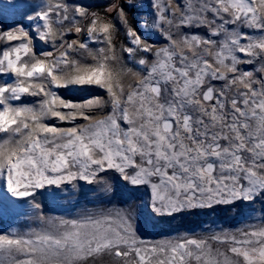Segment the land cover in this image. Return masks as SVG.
<instances>
[{"label": "snow or ice", "instance_id": "1", "mask_svg": "<svg viewBox=\"0 0 264 264\" xmlns=\"http://www.w3.org/2000/svg\"><path fill=\"white\" fill-rule=\"evenodd\" d=\"M0 264H264V0H0Z\"/></svg>", "mask_w": 264, "mask_h": 264}, {"label": "rangeland", "instance_id": "2", "mask_svg": "<svg viewBox=\"0 0 264 264\" xmlns=\"http://www.w3.org/2000/svg\"><path fill=\"white\" fill-rule=\"evenodd\" d=\"M126 199L127 197H123ZM117 197L113 204L119 206ZM110 207L112 205H109ZM58 213L64 212L63 208L55 210ZM230 215L226 212H213L211 214L199 213L188 215L183 218H177L170 223H162L157 228H152L150 225L142 229L144 236L148 239H160L165 236H174L177 232L195 231L199 233L202 229H209L212 227H225L227 228L231 223Z\"/></svg>", "mask_w": 264, "mask_h": 264}]
</instances>
